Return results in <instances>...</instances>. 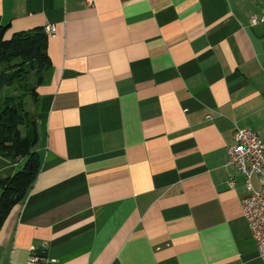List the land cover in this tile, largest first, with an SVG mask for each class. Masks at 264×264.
Returning <instances> with one entry per match:
<instances>
[{
    "label": "crops",
    "instance_id": "obj_1",
    "mask_svg": "<svg viewBox=\"0 0 264 264\" xmlns=\"http://www.w3.org/2000/svg\"><path fill=\"white\" fill-rule=\"evenodd\" d=\"M263 15L264 0H0L5 38L57 29L29 108L40 168L0 264H264L226 166L237 128L264 138Z\"/></svg>",
    "mask_w": 264,
    "mask_h": 264
},
{
    "label": "trees",
    "instance_id": "obj_2",
    "mask_svg": "<svg viewBox=\"0 0 264 264\" xmlns=\"http://www.w3.org/2000/svg\"><path fill=\"white\" fill-rule=\"evenodd\" d=\"M48 39L44 27L15 33L9 39L0 31V158L17 167L25 161L13 176L0 179V227L13 207L24 202L39 172L37 120L26 109L25 98L29 94L37 101V87L51 68ZM13 87L20 89L19 96L6 95Z\"/></svg>",
    "mask_w": 264,
    "mask_h": 264
},
{
    "label": "built area",
    "instance_id": "obj_3",
    "mask_svg": "<svg viewBox=\"0 0 264 264\" xmlns=\"http://www.w3.org/2000/svg\"><path fill=\"white\" fill-rule=\"evenodd\" d=\"M96 0H85L89 6H94ZM255 1V0H252ZM264 22L262 17L253 16L252 25ZM45 32L49 37L56 35L57 29L53 24H47ZM210 118V116H208ZM234 144L228 147L226 166L234 167L244 178L247 195L241 200L242 214L255 240L259 256L264 263V138L257 132L246 128H237L234 134ZM258 176L260 189H255L252 179ZM229 187L235 186V180L228 182ZM34 256L32 260H38Z\"/></svg>",
    "mask_w": 264,
    "mask_h": 264
},
{
    "label": "rangeland",
    "instance_id": "obj_4",
    "mask_svg": "<svg viewBox=\"0 0 264 264\" xmlns=\"http://www.w3.org/2000/svg\"><path fill=\"white\" fill-rule=\"evenodd\" d=\"M31 85H35V78H32V80H30ZM23 92V91H22ZM21 94L20 89L17 87H13L11 88L9 91H7L6 95H12V96H19ZM26 100V109H29L31 107V101L32 98L30 97V95L28 94L25 98ZM24 160L19 162L20 167L16 166V165H12L11 161L7 160L4 157L0 158V179L5 178L7 176H13L16 172H18L23 164H24ZM0 196H1V190H0Z\"/></svg>",
    "mask_w": 264,
    "mask_h": 264
}]
</instances>
